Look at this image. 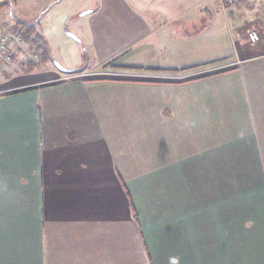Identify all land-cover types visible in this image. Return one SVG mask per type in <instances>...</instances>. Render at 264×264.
<instances>
[{
	"label": "crops",
	"instance_id": "1",
	"mask_svg": "<svg viewBox=\"0 0 264 264\" xmlns=\"http://www.w3.org/2000/svg\"><path fill=\"white\" fill-rule=\"evenodd\" d=\"M92 1L87 67L3 71L0 264H264V19ZM15 3L0 31L37 19Z\"/></svg>",
	"mask_w": 264,
	"mask_h": 264
},
{
	"label": "rangeland",
	"instance_id": "2",
	"mask_svg": "<svg viewBox=\"0 0 264 264\" xmlns=\"http://www.w3.org/2000/svg\"><path fill=\"white\" fill-rule=\"evenodd\" d=\"M17 1V6L21 7L20 11L26 13L36 14L35 21L32 22L33 29L31 31L32 35L36 38V42H33V47L30 49L29 58L34 59L32 62H20L16 59L15 62H0V81L4 79L3 71L5 69L9 70L12 68H24L25 70L37 71L38 67L42 64L50 65L51 67H56V63L69 68L74 69L78 67L88 66L83 60L84 45L77 37H83L84 33L80 26H87L85 24L86 18H83L82 14L89 11L87 9L83 11L80 10L82 4L88 2L94 3L92 0H7L5 4H1V7L8 9L7 21L3 19V23H12V8L15 6ZM21 4V5H20ZM249 11L240 9L237 13L235 19L230 20L231 25L243 26L245 22H251L260 17L264 19V0H244L243 6ZM46 6V7H45ZM246 15V16H245ZM1 19L3 18L0 16ZM6 17V14L5 16ZM224 20V17L221 16ZM225 21V20H224ZM31 24V23H30ZM8 30L9 28H5ZM2 29V30H5ZM234 29L232 28V31ZM227 34L224 36L227 39L224 50L219 49L220 52L227 54L229 56L231 53V40L228 24L226 25ZM215 34H211L213 37ZM236 36H234L235 38ZM25 40H23L24 42ZM22 42V43H23ZM21 45V44H19ZM86 47L88 45L86 44ZM223 47V46H222ZM41 51L40 52H37ZM42 53L45 54V58L42 59ZM221 56V55H218ZM36 60V61H35ZM39 61V62H38ZM41 61V62H40Z\"/></svg>",
	"mask_w": 264,
	"mask_h": 264
},
{
	"label": "built area",
	"instance_id": "3",
	"mask_svg": "<svg viewBox=\"0 0 264 264\" xmlns=\"http://www.w3.org/2000/svg\"><path fill=\"white\" fill-rule=\"evenodd\" d=\"M214 2L230 17H234L239 8L238 0H214ZM25 32L26 27L23 25L0 31V61H13L15 47L23 42ZM246 37L252 44L258 43L261 39L260 34L254 29H248Z\"/></svg>",
	"mask_w": 264,
	"mask_h": 264
},
{
	"label": "trees",
	"instance_id": "4",
	"mask_svg": "<svg viewBox=\"0 0 264 264\" xmlns=\"http://www.w3.org/2000/svg\"><path fill=\"white\" fill-rule=\"evenodd\" d=\"M23 24H24L23 26L26 27V32H25V35H24V40H27L29 42V39H30L31 44H33V42H36V38H37V37H34L32 35V33H31L34 24H32V23L31 24L30 23H23ZM223 60H226V59H223ZM69 74H72V73H69ZM11 93H13V92H11Z\"/></svg>",
	"mask_w": 264,
	"mask_h": 264
},
{
	"label": "water",
	"instance_id": "5",
	"mask_svg": "<svg viewBox=\"0 0 264 264\" xmlns=\"http://www.w3.org/2000/svg\"><path fill=\"white\" fill-rule=\"evenodd\" d=\"M56 66H57L61 71L65 72V73H73V72L76 71V69H69V68H66V67L60 65L59 63H56Z\"/></svg>",
	"mask_w": 264,
	"mask_h": 264
}]
</instances>
